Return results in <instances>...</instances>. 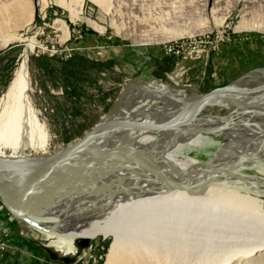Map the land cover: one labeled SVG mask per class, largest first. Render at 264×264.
I'll return each mask as SVG.
<instances>
[{
  "label": "bare ground",
  "instance_id": "bare-ground-1",
  "mask_svg": "<svg viewBox=\"0 0 264 264\" xmlns=\"http://www.w3.org/2000/svg\"><path fill=\"white\" fill-rule=\"evenodd\" d=\"M220 1L213 0V5ZM57 3L69 9L73 18L81 15L82 2ZM248 14L245 11L243 15ZM32 18L29 0H0V33L8 32L13 21L18 27ZM251 22L244 19L237 29L264 30V23ZM117 31L122 33L118 27ZM10 36L12 40L17 38L15 34ZM28 41L27 52L0 97V160L28 161L53 154L46 152L50 130L32 98L28 54L37 44L33 39ZM152 41L147 37L143 40ZM59 43L65 41L59 39ZM255 74L264 76V72H252L241 88L247 83L260 85V76ZM131 86L118 115L136 121L167 122L199 95L158 91L153 85H135L142 89ZM146 102L153 105L145 108ZM223 103L237 105L238 109L229 118L211 121L198 117L173 131H120L97 140L45 175L26 199L9 204L30 226L54 236L52 245L58 250L63 244L74 245L78 239L112 238L105 264H176L167 255L173 257L185 233L193 231L209 233V239L198 241L197 246L209 256L215 251L220 264H264V177L242 174L253 168L264 171V93L255 98L225 94L211 100L207 107ZM240 114L255 118L242 127L233 122ZM200 132L218 133L228 143L194 171L197 161L179 163L174 156L206 145ZM3 149L13 154L7 155ZM102 151H108V156H99ZM34 174L22 169L3 170L0 183L4 182L12 195H20ZM256 232L263 237L252 239L255 237L251 234ZM232 235H241L242 240L235 241ZM152 244H171L168 249H172L158 251Z\"/></svg>",
  "mask_w": 264,
  "mask_h": 264
},
{
  "label": "rangeland",
  "instance_id": "rangeland-1",
  "mask_svg": "<svg viewBox=\"0 0 264 264\" xmlns=\"http://www.w3.org/2000/svg\"><path fill=\"white\" fill-rule=\"evenodd\" d=\"M57 1L39 0L37 6L36 0H29L32 20H23L18 27L14 26L13 21L8 32L0 33V97L27 52L28 40L33 39L37 44L36 48L44 44V50L39 49L40 52L32 54L34 50H29L28 57L32 98L42 114L41 120L50 130L46 152L54 154L84 136L97 120L107 115L127 84L131 83L134 89H142L135 85H153L158 91L175 90L190 96L204 93L197 89L200 86L201 90L202 87L197 78L203 82L208 78L207 73L203 79L202 74L197 77L200 70L197 73L192 71L201 69L204 64L190 63L193 58L188 52V61H183L185 53L179 49L182 41L187 44L197 41L196 43L201 42L205 46L211 43L215 47L211 51L208 66H212L210 82L218 81L219 86L216 88L227 86L246 74L264 69V60L261 57L264 52V30L237 29L244 19L252 21L251 23H264V0H221L217 5H213V0H65L69 4L83 3L79 18H73L70 10L59 5ZM213 7L214 13H211ZM245 11L249 12V16L244 17ZM117 27L122 33L117 31ZM125 33L132 36L125 37ZM14 34L17 38L12 40L10 35ZM144 37L153 41L143 42ZM59 39L65 41V44L60 45ZM134 39L141 42L136 43ZM169 46H173L180 56L170 57L165 54L164 50ZM75 57L102 69V79H97L99 83H95L96 90L92 82L88 84L86 80L81 81L84 83L80 87L81 92L72 93V88V97L63 100L62 90L66 86L68 71L64 63ZM90 67V70L94 68L91 65ZM258 76L260 85H263L264 76ZM227 79L230 82L225 84ZM75 80L78 82L79 78ZM190 84L197 87H191ZM253 86L259 84L247 83L243 87ZM251 96L255 98L256 95ZM125 99L130 100L129 97ZM224 103L207 107L199 120L205 117L211 121L216 118H229L238 109L237 105L230 107L232 104ZM148 104L153 105L146 102L143 106L151 107ZM238 116L233 122L242 127L249 126L255 118L247 114ZM59 125H65V130H58L62 128ZM200 134L206 139V145L188 148L186 152L174 156L179 163L197 161L193 166L194 171L199 170L203 163L210 162L220 147L228 143L225 137L215 132ZM3 151L7 155L13 154L10 149ZM258 169L253 168L242 174L264 177V171ZM262 189L264 190V186ZM256 233L257 235L251 234L255 237L252 239L257 240L261 236L260 232ZM185 235L174 256L167 255L170 261L174 260L176 264H220V259L214 256L215 251L209 256L204 253L202 246H197L198 241L204 243L203 240L209 239V233L193 231ZM53 237L30 226L12 205L0 199V264H61L54 261L44 250L41 245L43 240L58 255L74 256L75 244H70L71 247L63 244L58 250L52 245ZM231 237L235 241L242 240L241 235ZM106 243L109 244L107 249ZM111 243L112 238L91 239L90 247L71 264H105ZM170 245L152 244V248L167 252L172 249H168ZM211 257L215 259L211 260Z\"/></svg>",
  "mask_w": 264,
  "mask_h": 264
},
{
  "label": "water",
  "instance_id": "water-1",
  "mask_svg": "<svg viewBox=\"0 0 264 264\" xmlns=\"http://www.w3.org/2000/svg\"><path fill=\"white\" fill-rule=\"evenodd\" d=\"M258 72H264L259 70ZM252 73L245 75L231 82L223 88H215L207 93H200L194 97L190 103L184 108L176 117L164 122L158 123L155 121H136L132 119H125L120 117L119 111L122 107L126 92L131 87V83L124 87L114 106L109 110L107 115L96 123L84 136L76 142L65 146L62 150L48 157H38L32 160H0V172L8 169H22L34 171L33 178L25 183V190L20 195H12V191L5 188V183H0V199L3 202L11 203L13 201H23L27 196L34 191L41 179L56 170L62 164L69 162L75 156L88 150L89 145L97 140L104 139L112 134L120 131H138V132H167L182 128L198 120V117L203 113L209 102L214 98L224 96L225 94L233 95H258L264 93V84L253 86L249 88H241L245 79ZM234 106V105H233ZM108 151H102L99 156H108ZM126 155V153H125ZM130 157V155H126ZM29 193V194H28ZM25 235L27 236L26 232ZM28 237V236H27ZM29 238V237H28ZM30 239V238H29ZM33 240V239H31ZM34 241V240H33ZM41 245L46 250L54 261H68L72 263L80 254L90 247L89 239H78L75 243L74 256H60L57 252L51 249L47 241H41ZM66 262V264H70Z\"/></svg>",
  "mask_w": 264,
  "mask_h": 264
},
{
  "label": "crops",
  "instance_id": "crops-1",
  "mask_svg": "<svg viewBox=\"0 0 264 264\" xmlns=\"http://www.w3.org/2000/svg\"><path fill=\"white\" fill-rule=\"evenodd\" d=\"M0 56H2V54ZM261 57L264 60V52L261 54ZM90 65L94 67L91 70H90V68H91ZM64 66H67L66 68L68 71H67V75H66V79H67L66 86H64L63 90H62L63 100L70 99L72 97V94H71L72 88H73L72 93L81 92L80 87L84 86V83L81 81H84V80H86L88 84H90L92 82L94 90L97 89L95 83H97V81H98L97 79H100V80L102 79L103 71H102V69H99V68L97 69L95 64L90 63L89 61L84 62L81 58L75 57V58L69 60L68 62L64 63ZM262 67H264V66H262ZM192 68H195V67L193 66ZM207 68L201 67V69H198V70L193 69L192 70L195 73L199 72V70H200V72L198 73V76H197V77H199L207 69V72H206L207 76H208L207 79L203 80V82H202V79L200 80V78H197L198 79L197 82L199 83V81H200V85L202 86L201 90L199 89V91L204 92V93L208 92V91H204L205 89H208L211 91L213 88H216L217 86H219L217 84L218 81L213 80L212 82H210V76L212 73V66L210 65ZM75 78L76 79L79 78V81L76 82ZM227 80H228V82H226L225 84H228L230 82L229 79H227ZM98 83H99V81H98ZM225 84H223V85H225ZM51 94H54V93H51ZM76 99L77 98H74V100H76ZM99 121L100 120H97L96 123H98ZM65 125H59L62 128L58 129V130H65V128H63ZM66 126H68V125H66Z\"/></svg>",
  "mask_w": 264,
  "mask_h": 264
},
{
  "label": "built area",
  "instance_id": "built-area-1",
  "mask_svg": "<svg viewBox=\"0 0 264 264\" xmlns=\"http://www.w3.org/2000/svg\"><path fill=\"white\" fill-rule=\"evenodd\" d=\"M197 41H195V43H190L187 44L185 41H182V46L179 47L180 50H183V52L185 53V57L183 58V61H188V59L186 58L187 52L190 53L192 56L191 58H193V62L189 61L190 63H195V62H201L204 64V67L207 68L208 64H209V60H210V54L211 51H213V49L215 50V47H213V45L211 43H209V46H205L204 44L200 43H196ZM41 45V44H39ZM39 49H43V46H40L38 48H36V50L33 52H40L38 51ZM165 54H167L170 57H178L180 55H178V52L176 51V49L173 46H169L166 47L164 50ZM32 53V54H33ZM202 75L204 76L203 79L206 77V72L202 73ZM191 87H197L196 85L190 84ZM197 89H200L197 87Z\"/></svg>",
  "mask_w": 264,
  "mask_h": 264
},
{
  "label": "flooded vegetation",
  "instance_id": "flooded-vegetation-1",
  "mask_svg": "<svg viewBox=\"0 0 264 264\" xmlns=\"http://www.w3.org/2000/svg\"><path fill=\"white\" fill-rule=\"evenodd\" d=\"M59 263H61V264H66V262H70V260H68V261H58ZM70 264H71V262H70Z\"/></svg>",
  "mask_w": 264,
  "mask_h": 264
},
{
  "label": "trees",
  "instance_id": "trees-1",
  "mask_svg": "<svg viewBox=\"0 0 264 264\" xmlns=\"http://www.w3.org/2000/svg\"><path fill=\"white\" fill-rule=\"evenodd\" d=\"M211 91H212V90H211ZM208 92H210V90H208ZM105 245H106V249H107V247L109 246V244H108V243H106Z\"/></svg>",
  "mask_w": 264,
  "mask_h": 264
}]
</instances>
